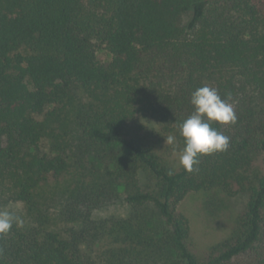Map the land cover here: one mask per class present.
Instances as JSON below:
<instances>
[{
	"label": "trees",
	"instance_id": "1",
	"mask_svg": "<svg viewBox=\"0 0 264 264\" xmlns=\"http://www.w3.org/2000/svg\"><path fill=\"white\" fill-rule=\"evenodd\" d=\"M205 86L237 119L188 173L139 123L182 152ZM191 193L247 196L204 262L177 211ZM123 194L126 218L95 217ZM17 203L0 264H264V0H0V211Z\"/></svg>",
	"mask_w": 264,
	"mask_h": 264
},
{
	"label": "rangeland",
	"instance_id": "2",
	"mask_svg": "<svg viewBox=\"0 0 264 264\" xmlns=\"http://www.w3.org/2000/svg\"><path fill=\"white\" fill-rule=\"evenodd\" d=\"M98 59L103 63L109 60L108 52L99 49ZM140 125L144 126L143 134L149 136L156 145L157 152L174 167L179 168V155L181 152L172 149L173 144L165 143L166 137L153 121L140 120ZM165 139V140H164ZM151 182V177L147 174L141 175V183L146 186ZM56 182H52V188ZM247 196L237 195L228 197L219 193H191L182 201L177 211L189 220L190 250L202 262L207 261L214 246L225 240L231 233L236 217L241 214L246 206ZM6 211L21 216L25 215L22 204H12ZM130 213V207L123 194L122 199L102 206L95 212L96 218L120 217L126 218Z\"/></svg>",
	"mask_w": 264,
	"mask_h": 264
},
{
	"label": "clouds",
	"instance_id": "3",
	"mask_svg": "<svg viewBox=\"0 0 264 264\" xmlns=\"http://www.w3.org/2000/svg\"><path fill=\"white\" fill-rule=\"evenodd\" d=\"M191 104L194 112L178 125L179 135L185 143L179 155V166L188 173L199 164L201 156L225 152L228 149L229 138L212 127V123L228 125L234 124L237 119L232 105L222 99L214 88H198L192 94ZM165 143L174 144L175 137L168 136ZM168 174L172 175L173 172ZM14 224L22 227L24 221L9 211H0V234H8Z\"/></svg>",
	"mask_w": 264,
	"mask_h": 264
}]
</instances>
